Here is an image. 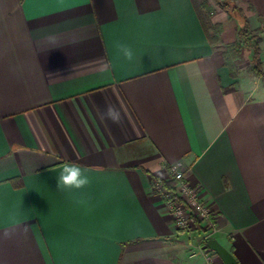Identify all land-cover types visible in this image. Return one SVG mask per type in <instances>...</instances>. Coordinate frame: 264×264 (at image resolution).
Listing matches in <instances>:
<instances>
[{
    "label": "crops",
    "instance_id": "1",
    "mask_svg": "<svg viewBox=\"0 0 264 264\" xmlns=\"http://www.w3.org/2000/svg\"><path fill=\"white\" fill-rule=\"evenodd\" d=\"M238 1L264 29V0ZM215 25L237 40L197 0H0V264H205L153 190L173 164L213 239L264 264V86ZM66 162L86 187L59 189Z\"/></svg>",
    "mask_w": 264,
    "mask_h": 264
},
{
    "label": "built area",
    "instance_id": "2",
    "mask_svg": "<svg viewBox=\"0 0 264 264\" xmlns=\"http://www.w3.org/2000/svg\"><path fill=\"white\" fill-rule=\"evenodd\" d=\"M169 171L172 177L170 181L175 183V188L170 189L166 181L155 179L153 190L173 217L178 229L188 236L201 233L197 243L190 245V256L194 258L201 255L205 264H221L218 255L207 247V241L221 231L217 217L201 199L199 190L189 185L180 164L171 165Z\"/></svg>",
    "mask_w": 264,
    "mask_h": 264
},
{
    "label": "rangeland",
    "instance_id": "3",
    "mask_svg": "<svg viewBox=\"0 0 264 264\" xmlns=\"http://www.w3.org/2000/svg\"><path fill=\"white\" fill-rule=\"evenodd\" d=\"M222 3L223 4H228L230 6H234L237 10H239V14L235 13L238 16H241L242 18H246L249 22V19L247 17L248 14V9L247 7L243 8L240 7L239 1L238 0H221L220 2L216 1V0H197V4L198 7L200 8V12H202V14L204 15V17L209 20L215 16H217L218 14H222V13H227L223 10L222 8ZM228 14V13H227ZM229 15V14H228ZM230 17V26L228 28V30H226V35L230 34L231 36L236 37L237 39V32L239 31V29L241 28V22H239L237 20V18L231 17V15H229ZM250 24V22H249ZM251 28V26H250ZM215 32L212 36H213V40L215 41V43L217 44H221L222 46H224L226 48V52H225V56L227 58V64L228 67L230 68L231 72L236 75H242V73L244 74V76H246V79H251L253 81L256 80L257 78L260 79L259 81V85L264 86V81L262 80V78L258 77L252 70V64H250L247 68H245L243 71L241 69V67H235V65L233 63H239L240 66H246L248 63L247 62H251L252 61V51L248 48H243L239 57L235 58V55L233 53L232 50V45L237 42V40L232 43V44H227L225 41H221L222 39V34H221V26L219 25H215L214 26ZM252 30V29H251ZM254 36L258 39H260V48H261V61H262V54L264 52V48H263V41H264V29H261V31H257V30H252ZM262 43V46H261ZM251 52V53H250ZM242 55V56H241ZM251 55V56H250ZM238 66V65H237ZM262 68H263V72H264V62L262 61ZM237 77V76H236ZM252 77V78H251ZM256 78V79H255ZM171 174L170 171L168 169V177L166 178V180L163 181H170ZM159 179V178H158Z\"/></svg>",
    "mask_w": 264,
    "mask_h": 264
},
{
    "label": "trees",
    "instance_id": "4",
    "mask_svg": "<svg viewBox=\"0 0 264 264\" xmlns=\"http://www.w3.org/2000/svg\"><path fill=\"white\" fill-rule=\"evenodd\" d=\"M221 1V0H220ZM218 1V2H220ZM222 8L225 12H227L231 17L237 18L239 22H241V28L237 32V42L232 45V50L235 55V58H238L243 48H248L252 51V68L251 70L262 80L264 81V72L262 68V61H261V48H260V39L256 38L250 28V24L246 18H242L241 16L236 15L235 13L239 14V10H237L234 6H230L228 4L222 3ZM199 14L201 17L204 15L200 12ZM156 180H161L156 178ZM165 184L168 188L174 189L175 183L173 181H166Z\"/></svg>",
    "mask_w": 264,
    "mask_h": 264
},
{
    "label": "clouds",
    "instance_id": "5",
    "mask_svg": "<svg viewBox=\"0 0 264 264\" xmlns=\"http://www.w3.org/2000/svg\"><path fill=\"white\" fill-rule=\"evenodd\" d=\"M122 52L123 56L128 60L132 61L134 53L132 49L126 45H117ZM118 112L114 106L109 105L106 109L105 115L113 120V122H119V115L112 117V112ZM58 187L66 189H82L90 183V178L87 169L80 165L72 162H66L61 166L59 174L57 175Z\"/></svg>",
    "mask_w": 264,
    "mask_h": 264
},
{
    "label": "water",
    "instance_id": "6",
    "mask_svg": "<svg viewBox=\"0 0 264 264\" xmlns=\"http://www.w3.org/2000/svg\"><path fill=\"white\" fill-rule=\"evenodd\" d=\"M220 1V0H216ZM207 247L214 251L220 260L222 261L223 264H237L236 259L234 256L227 250L225 249L216 239H210L207 241Z\"/></svg>",
    "mask_w": 264,
    "mask_h": 264
}]
</instances>
